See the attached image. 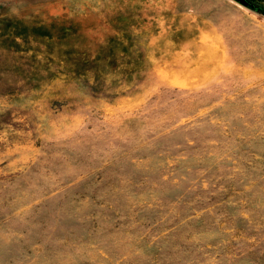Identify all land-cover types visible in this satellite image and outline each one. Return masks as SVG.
<instances>
[{"label": "rangeland", "instance_id": "obj_1", "mask_svg": "<svg viewBox=\"0 0 264 264\" xmlns=\"http://www.w3.org/2000/svg\"><path fill=\"white\" fill-rule=\"evenodd\" d=\"M0 0V264H264V0Z\"/></svg>", "mask_w": 264, "mask_h": 264}, {"label": "water", "instance_id": "obj_2", "mask_svg": "<svg viewBox=\"0 0 264 264\" xmlns=\"http://www.w3.org/2000/svg\"><path fill=\"white\" fill-rule=\"evenodd\" d=\"M240 3H242L243 5H246V6H252V3H250L248 0H236Z\"/></svg>", "mask_w": 264, "mask_h": 264}, {"label": "trees", "instance_id": "obj_3", "mask_svg": "<svg viewBox=\"0 0 264 264\" xmlns=\"http://www.w3.org/2000/svg\"><path fill=\"white\" fill-rule=\"evenodd\" d=\"M251 7H254V5L252 4V6Z\"/></svg>", "mask_w": 264, "mask_h": 264}]
</instances>
